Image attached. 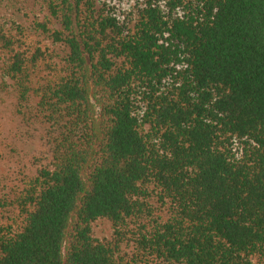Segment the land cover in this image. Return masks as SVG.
<instances>
[{"label": "trees", "instance_id": "16d2710c", "mask_svg": "<svg viewBox=\"0 0 264 264\" xmlns=\"http://www.w3.org/2000/svg\"><path fill=\"white\" fill-rule=\"evenodd\" d=\"M47 9L62 56L0 25L2 76L51 144L0 199V264H264V0Z\"/></svg>", "mask_w": 264, "mask_h": 264}, {"label": "rangeland", "instance_id": "374dc122", "mask_svg": "<svg viewBox=\"0 0 264 264\" xmlns=\"http://www.w3.org/2000/svg\"><path fill=\"white\" fill-rule=\"evenodd\" d=\"M48 0H0V25H19L26 43L48 47L62 56V47L53 44L50 32L56 25L47 9ZM117 11L128 6L116 3ZM33 104L21 103L11 82L0 71V199L10 200L23 181L47 167L51 157L49 130L41 123ZM2 221L15 217L13 209L0 211ZM92 236L100 241H112L111 225L106 220L93 224ZM128 252L127 248L125 249Z\"/></svg>", "mask_w": 264, "mask_h": 264}]
</instances>
